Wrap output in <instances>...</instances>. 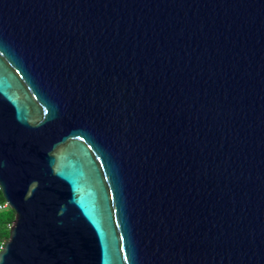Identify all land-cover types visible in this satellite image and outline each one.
Instances as JSON below:
<instances>
[{"label":"water","instance_id":"water-1","mask_svg":"<svg viewBox=\"0 0 264 264\" xmlns=\"http://www.w3.org/2000/svg\"><path fill=\"white\" fill-rule=\"evenodd\" d=\"M0 264H264V0H0Z\"/></svg>","mask_w":264,"mask_h":264},{"label":"trees","instance_id":"trees-1","mask_svg":"<svg viewBox=\"0 0 264 264\" xmlns=\"http://www.w3.org/2000/svg\"><path fill=\"white\" fill-rule=\"evenodd\" d=\"M5 204L7 201L0 188V251L9 239L11 226L16 216L15 210L9 205L4 206Z\"/></svg>","mask_w":264,"mask_h":264},{"label":"built area","instance_id":"built-area-1","mask_svg":"<svg viewBox=\"0 0 264 264\" xmlns=\"http://www.w3.org/2000/svg\"><path fill=\"white\" fill-rule=\"evenodd\" d=\"M6 205H8V203H7V204H5L4 206H6Z\"/></svg>","mask_w":264,"mask_h":264}]
</instances>
